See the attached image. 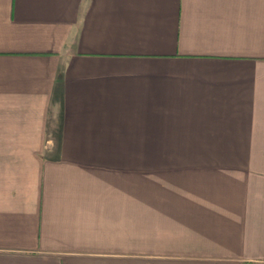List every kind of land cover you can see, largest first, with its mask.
<instances>
[{
    "label": "crops",
    "instance_id": "obj_1",
    "mask_svg": "<svg viewBox=\"0 0 264 264\" xmlns=\"http://www.w3.org/2000/svg\"><path fill=\"white\" fill-rule=\"evenodd\" d=\"M0 264H264V0H0Z\"/></svg>",
    "mask_w": 264,
    "mask_h": 264
}]
</instances>
